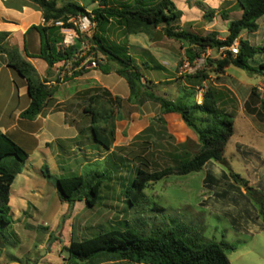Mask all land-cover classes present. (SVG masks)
I'll return each mask as SVG.
<instances>
[{
	"label": "rangeland",
	"instance_id": "obj_1",
	"mask_svg": "<svg viewBox=\"0 0 264 264\" xmlns=\"http://www.w3.org/2000/svg\"><path fill=\"white\" fill-rule=\"evenodd\" d=\"M57 1L60 8L75 3L88 13H93L100 0ZM230 1L225 4L220 0H173L183 13L179 27L200 36L213 30L220 38H226L228 33L224 32V25L227 21L223 14H227L230 21L241 18V9L236 0ZM33 6L38 8L35 4ZM259 21H264V17ZM259 28L256 33L244 32L234 46L240 49L242 40L254 47L264 48V24ZM107 31L112 41L130 47L145 79L151 81L147 84L149 90L155 95L171 101L178 100L180 85L185 84L184 77L203 70L210 77L204 87L213 83L228 92L224 105L234 116L235 134L224 153L227 164H211L199 173L172 175L149 184L145 198L134 206L129 204L137 171L139 168L146 169L145 162L136 159L137 155L147 159L153 155L156 168L162 169L172 166L170 155L176 152L178 144L188 140L197 143L198 137L185 125L180 115L162 116L159 105L152 102L146 101L142 105L128 102L130 91L126 81L117 75V66L109 63L101 54L95 56L89 49L88 39L94 30L89 37L73 33L74 41H81L77 59H85L82 67L87 72L81 78L84 79L83 83L71 86L64 93L70 91L73 94L84 82L97 89L75 95L64 104V108L78 119H81L84 109L92 110L101 115L97 126L109 130L114 125L115 137L111 138L113 142L110 144L114 154L106 162L98 161L82 168L81 163L86 160L87 153L91 154L96 146L104 149L96 145L93 136L90 137L91 143L82 136L78 141L63 143L61 149L60 142H55L51 148L61 150V155L46 166L51 175L54 178L74 174L83 176L86 191L89 190L88 184L102 181L100 198L93 209L82 211L73 221L60 217V228L47 242V231L37 228V224L43 226L45 222H51L50 218L37 214L33 209L24 215L14 203L10 217L12 224L7 227L0 224V264H133L110 258L112 256L81 262L72 259L66 248L72 240L81 242L114 229L132 227L145 236H151L166 227L177 226L189 228L191 236L198 234L204 241L225 242L234 246V250L227 251L231 264H264V226L253 201L264 193V76L232 66L216 80L215 74L207 67V60L218 58L221 53L207 51L191 65L185 58L184 45L167 38L163 28L129 37H125L117 25H111ZM6 47L9 49L7 44ZM5 58L0 54V117L2 113L9 114L25 108L30 99L23 78L15 70L3 67L5 61L8 64ZM262 63L264 52L258 54L250 65L257 68ZM104 64L110 66L108 75L100 70L99 65ZM60 65L63 64L56 66L59 73L52 79L55 83L72 72V62L64 64L61 73ZM51 89L54 95L60 94V90L53 86ZM197 90L196 100L200 104L204 90ZM96 96L98 100L90 105L89 97ZM107 117L111 119L107 120ZM159 117L164 118L166 126L157 123ZM59 131L49 124L46 136H59ZM67 151L68 155L65 154ZM156 164L152 165V170ZM3 165L11 171L16 169L14 158L4 159ZM207 172L214 176V180L206 188L204 181ZM232 174L246 180L251 191L237 184ZM97 175L101 177L96 178ZM31 225L35 228H31Z\"/></svg>",
	"mask_w": 264,
	"mask_h": 264
},
{
	"label": "trees",
	"instance_id": "obj_2",
	"mask_svg": "<svg viewBox=\"0 0 264 264\" xmlns=\"http://www.w3.org/2000/svg\"><path fill=\"white\" fill-rule=\"evenodd\" d=\"M29 1L38 6L46 23L45 26L33 27L41 36V50L38 56L32 58L43 60L50 69L58 64L72 62L71 76L65 75L64 81L83 76L87 72L82 67L85 59H77L81 41L75 40L72 46L65 48L62 45V29L70 28L76 36L87 37L68 24V20L71 17L89 16L95 24L94 33L88 39L89 49L95 56L101 54L109 63L117 66V75L126 81L130 91L128 102L139 105L146 101L152 102L159 105L162 116L180 115L185 125L198 137L197 143L188 140L178 144L176 152L170 155L172 166L162 169H157L153 155L150 159L137 155L136 159L144 161L146 169L139 168L137 171L129 204L134 206L143 200L149 184H155L172 175L199 173L211 164H227L224 153L235 134L234 116L224 105L229 96L228 92L217 88L213 83L204 87L210 77L206 70H203L184 77L187 85L181 83L178 100L171 101L155 95L149 90L147 84L151 81L145 79L142 67L131 54L130 47L125 43L112 41L107 30L111 25H117L123 30L124 36L129 37L163 28L167 38L184 45L185 58L191 65L207 51L221 53L218 58L207 60V67L215 74L216 80L232 66L264 76V63L257 68L250 65L258 54L264 52V48L254 47L240 40L238 54L231 52V48L244 32L258 31V21L264 17V0H237L242 12L241 18L230 21L228 15L223 14V18L228 22V35L225 39H221L217 32L200 36L181 29L179 23L183 13L177 9L173 0H100L93 13H88L75 3H68L60 8L57 0ZM55 22H63L64 27H56ZM8 36L7 33L0 32V54L7 56V66L26 81L30 106L21 116L23 119L34 120L48 107L54 90L47 81L40 80L33 65L24 60L16 49H7ZM99 67L104 74L110 73V66L104 64ZM58 80L61 79H57V83H60ZM197 88L204 90L200 104L196 100ZM95 100H98L97 96L91 97L88 102L92 105ZM84 114L90 115L93 139L109 149L108 129L97 126L101 120L100 113L84 109ZM157 123L166 126L163 117H159ZM114 134L112 129V138ZM7 158H14L15 163L22 167L28 160V154L8 135L0 132V224L6 227L12 224L11 186L20 172L11 171L3 165L4 159ZM154 164L155 169L152 170ZM42 172L46 179L54 181L62 200L68 203L85 200L89 207H94L100 198L102 181L88 184L89 190L86 191L83 176L54 179L47 167H44ZM100 177L97 175L96 178ZM232 178L237 184L249 187L248 182L239 175L232 174ZM213 180L214 176L207 172L204 187L207 188ZM253 201L264 226V193H260ZM232 223L236 226L235 220ZM191 234L190 229L184 226L166 227L151 236H145L132 227L125 230L114 229L81 242L72 240L66 250L72 259L81 262L112 256L110 258L133 264H231L227 251L234 250V246L225 242L204 241L200 235Z\"/></svg>",
	"mask_w": 264,
	"mask_h": 264
},
{
	"label": "crops",
	"instance_id": "obj_3",
	"mask_svg": "<svg viewBox=\"0 0 264 264\" xmlns=\"http://www.w3.org/2000/svg\"><path fill=\"white\" fill-rule=\"evenodd\" d=\"M220 1L225 4L231 2L230 0ZM191 22L192 21H189L188 23ZM227 23L228 22L224 25V32L228 33ZM262 23L264 24V21H258V26L260 27ZM45 25L43 13L38 8H35L30 1L0 0V32L9 35L7 39L8 47L10 49H16L24 60L33 65L41 81H47L50 87L53 86L56 90H60V94L53 95L45 111L34 120L23 119L21 116L22 113L29 108L30 99L25 108L20 110L17 109L11 113L9 112V114L2 113L0 117V132L8 135L28 154V160L22 167L16 164L15 171L20 170V172L16 176L10 190L11 215L13 213V205L17 203V206L23 211L24 215L33 209L37 214L49 217V221L51 222H45L43 226L37 224V228H44L43 230L47 231L45 236L47 242L51 240L55 231L60 228V217L70 218L71 221H73L82 211L93 209V207L87 205L85 200L75 203H68L62 200L54 181L46 179L42 170L47 165L60 158L61 150L51 148L55 142H60V149L63 143L78 141L82 136L87 142L91 143L90 137H92V132L90 115L84 114L83 110V115L80 117L81 119H78L79 117H74L64 108V104L75 97V95L87 94L97 89V87L95 88V86L93 87L84 82L85 84L73 94H71L70 91H68V94L64 93V90H70L71 86L83 83L84 79L81 78L86 74L69 81H64L63 78L65 75H63L60 83H55L52 79L59 73V70L56 71V66L58 65L50 69L43 60L32 58L38 56L41 50V36L33 27ZM211 32L214 31L212 30ZM5 57V59H7L6 55ZM63 66L64 64L60 65V73ZM3 67L9 69L6 61ZM71 73L72 72H69V74H67L71 76ZM23 83L28 95L27 83L24 79ZM103 86L107 88L106 85ZM90 98L91 97H89V99ZM49 124H51L53 128H57L58 131L60 130L59 136H46ZM112 126L113 127L108 130L110 144L113 142L110 135L112 129H114V133L116 131L114 125ZM94 142L96 145H100L95 140ZM92 151L91 154L87 153L85 155L87 158L81 163L82 168L92 166L98 161H100V163L106 162L108 158L114 154V149H112L111 146L109 149H101L96 146ZM65 154L68 155V151L65 152ZM73 176L76 175L74 174ZM59 178L65 177L59 176ZM30 227L35 228L33 225ZM71 227H73V223H71ZM49 248L48 246V249Z\"/></svg>",
	"mask_w": 264,
	"mask_h": 264
},
{
	"label": "built area",
	"instance_id": "obj_4",
	"mask_svg": "<svg viewBox=\"0 0 264 264\" xmlns=\"http://www.w3.org/2000/svg\"><path fill=\"white\" fill-rule=\"evenodd\" d=\"M72 19V18H71ZM68 21V24L73 25V27L79 31L82 35H85L87 37L90 36V34L93 32L95 28V24L92 21V18L89 16H78L73 18L72 20ZM56 27H64L63 22H55L54 23ZM62 34L64 35L63 43L62 45L66 47H70L74 44V38H73V30L70 28H63L62 29ZM231 52L234 55H237L239 52V48L236 46H233L231 48Z\"/></svg>",
	"mask_w": 264,
	"mask_h": 264
},
{
	"label": "water",
	"instance_id": "obj_5",
	"mask_svg": "<svg viewBox=\"0 0 264 264\" xmlns=\"http://www.w3.org/2000/svg\"><path fill=\"white\" fill-rule=\"evenodd\" d=\"M241 47V46H240ZM249 191H251V190H249Z\"/></svg>",
	"mask_w": 264,
	"mask_h": 264
}]
</instances>
